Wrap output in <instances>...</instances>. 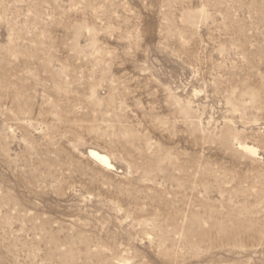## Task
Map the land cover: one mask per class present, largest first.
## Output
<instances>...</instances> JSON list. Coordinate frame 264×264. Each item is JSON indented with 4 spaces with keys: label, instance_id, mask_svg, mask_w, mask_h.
Segmentation results:
<instances>
[{
    "label": "rangeland",
    "instance_id": "1",
    "mask_svg": "<svg viewBox=\"0 0 264 264\" xmlns=\"http://www.w3.org/2000/svg\"><path fill=\"white\" fill-rule=\"evenodd\" d=\"M0 264H264V0H0Z\"/></svg>",
    "mask_w": 264,
    "mask_h": 264
},
{
    "label": "bare ground",
    "instance_id": "2",
    "mask_svg": "<svg viewBox=\"0 0 264 264\" xmlns=\"http://www.w3.org/2000/svg\"><path fill=\"white\" fill-rule=\"evenodd\" d=\"M244 148H245V147H244ZM247 150H248V149H247ZM89 156H90L92 159L98 161L99 163H102V164H104V165H106V166H110L109 159H108L105 155H103V154H101V153H99V152H97V151L89 150Z\"/></svg>",
    "mask_w": 264,
    "mask_h": 264
}]
</instances>
